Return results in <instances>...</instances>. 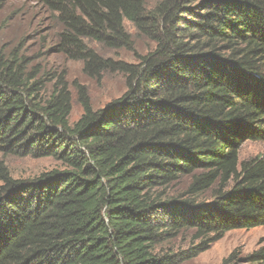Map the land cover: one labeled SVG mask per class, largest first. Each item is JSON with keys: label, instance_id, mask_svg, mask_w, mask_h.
<instances>
[{"label": "trees", "instance_id": "1", "mask_svg": "<svg viewBox=\"0 0 264 264\" xmlns=\"http://www.w3.org/2000/svg\"><path fill=\"white\" fill-rule=\"evenodd\" d=\"M37 1L53 51L127 92L95 110L78 86L71 124L68 85L44 94L34 58L0 48V155L60 166L14 180L0 163V264H184L264 226V155L239 159L264 141V0ZM129 29L154 45L135 64L94 48L135 52ZM183 232L200 245L159 249ZM222 264H264V245Z\"/></svg>", "mask_w": 264, "mask_h": 264}, {"label": "rangeland", "instance_id": "2", "mask_svg": "<svg viewBox=\"0 0 264 264\" xmlns=\"http://www.w3.org/2000/svg\"><path fill=\"white\" fill-rule=\"evenodd\" d=\"M149 8L155 6L157 0H144ZM0 48L10 51L21 48V53L34 58V65L42 69L40 78L46 81L44 94L50 93L59 81L68 85L72 93V112L70 123L79 120L83 108L78 101L77 87H83L89 94L95 110L106 109L127 92L126 78L118 73H105L100 77H89L83 71L81 62L69 60L53 51L56 30L51 16L45 13L37 0H0ZM135 52L125 50L110 51L94 44V48L104 57L137 62V53L144 54L154 48L150 41L138 35L134 29ZM43 76V77H41ZM264 155V141H246L240 151V161ZM0 163L8 168L14 180H33L41 174L60 169L58 163L51 159H34L31 157H4L0 155ZM2 182L0 181V187ZM200 245L193 238V232H183L177 238L164 243V252L188 251ZM264 245V226L252 230H235L227 233L224 238L212 244L210 248L196 258L184 264H222L234 251L242 256L258 250ZM161 251V250H160Z\"/></svg>", "mask_w": 264, "mask_h": 264}]
</instances>
